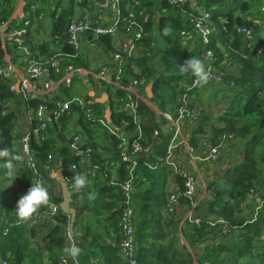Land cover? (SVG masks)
<instances>
[{"label":"trees","instance_id":"obj_1","mask_svg":"<svg viewBox=\"0 0 264 264\" xmlns=\"http://www.w3.org/2000/svg\"><path fill=\"white\" fill-rule=\"evenodd\" d=\"M12 1L0 0V9L6 10L3 12L5 17L9 14L8 9L12 7ZM132 1L121 0V6L126 15L127 6L131 7ZM134 1L138 2V6L134 8L136 20L140 22L142 14L143 16L148 15L151 19V24L146 25L151 33L150 39H143L142 42L147 47L150 43L156 46V49L151 51L150 57H144L137 61V64L146 76V74H154L148 62L161 61L164 71L153 79L152 100L160 110H169L173 114L171 107L185 92L184 88L180 87V82L184 81L189 84L192 82V76L181 72L180 65H183L190 57L202 60L200 58L202 50L199 46H196L193 51L190 50V42L186 43L181 34L185 32L191 35L192 28L181 20L176 10L168 3L157 0ZM261 2L264 3V0L197 1V4L210 14L215 31L210 36L209 49L215 57V71L223 74V85L220 86H225L229 90L230 99L222 103L221 111L217 115L218 123L211 124L212 135L204 129L207 125L205 121L208 122L206 117H201L197 122L191 123V141L195 145H199L200 137L205 135L212 142L211 145L221 144V152L216 163L204 168L209 170V173H203L208 179V198L201 202L193 212V218L200 221L199 227L189 222L185 224V231L181 234L187 245L179 244L180 237L177 235L183 208L191 205V201L183 196L185 190L182 177L174 175L173 187H170L167 180L172 173L167 168L159 165L155 170H150L146 165L144 166V162L153 166L156 159L165 154L170 135L163 132L160 122L166 124V121L159 119L144 103L139 102L138 104V117L145 144H151L153 149L149 157L144 161L140 160L138 169L133 174V177L140 174L135 180L136 193L133 197L137 208L136 222L141 224L137 234L135 232V237L139 236V232L149 223H153L149 225V230L157 231L161 238L163 234L164 238L166 236L169 238L167 245L163 244L159 247L152 245L150 250L141 257L138 248V264L140 262L148 264L146 259L153 255L155 257L153 264H193L194 259L197 264H264V52L257 56L254 49L256 43L264 45V35H258L257 32L253 44L247 47L244 45L242 36L235 32L236 27L247 25L253 17L260 18L255 10ZM82 5L91 4L86 2ZM235 6H237L236 9H234ZM263 8L264 5H260L259 12L263 13ZM159 9L169 10L170 13L157 15ZM66 11L62 12L63 15L60 14L58 21L54 22L53 27L57 33L68 24L72 11ZM158 16H160L159 19H157ZM152 26L158 28L159 38L151 31ZM97 43L105 50L111 49L110 37H101ZM42 52L46 53V51ZM175 52L180 54V58L171 60L169 55ZM2 56L3 52L0 47V60ZM78 64H83V62L75 63V65ZM225 65L232 66L233 74L226 73ZM10 84V81L0 78V149L9 148L12 153L19 155L16 141L23 134L17 131V122L20 117L17 116L18 106L24 105V107L27 106L26 109H31L40 104H46L49 108H53L54 104L49 103V100L41 102L39 99L26 101L23 99V103H18L20 97L9 90ZM75 85H77L76 81L70 88L65 89L64 93L69 97L75 95L76 91L73 88ZM203 85L201 84V88ZM201 88L192 91L191 99H198L196 92L199 93ZM70 92L73 93L70 94ZM86 98L90 99L89 96ZM55 99L58 100L57 102L63 101L60 97H55ZM3 103L10 105L4 108ZM109 108L111 110L110 123L103 116V104L94 102L91 114L87 113L86 109L82 110L80 106L73 104L70 110L56 121H49L46 129L39 132V134L43 132L39 141L31 139L30 150L41 175L40 182L48 189L49 204H55L58 207L57 213L49 219L40 220V217L46 215L44 212L48 204L42 206L34 214V218L27 223L17 219L15 213L17 201L31 187L33 175L24 164L17 160L14 174L9 178L5 175L7 172L5 160L0 159V264L3 262L6 264H43L42 259L46 251L49 252L51 264H73V261L65 254L67 248L65 232L69 217L59 209L62 199L56 198L48 186L50 177L46 171L51 166L60 167L62 165L65 178L72 187L77 175L87 177L88 189L84 187L73 193L75 197L72 198L71 206H77L74 208L77 213L75 222L78 219L88 222L91 217L108 213L109 217L106 221L115 217L111 225L117 232L118 208L122 201V191L119 186L110 182V178L115 172L118 184H121L126 179L128 180L129 176L125 164L120 163V150L117 149L119 139L108 134L99 120H103L113 130L127 127L126 130L129 133H133L134 126L125 110L114 107L111 102ZM75 116L78 119L74 120ZM126 122L128 126H125ZM37 124L38 122L33 121L35 128ZM156 130L158 135L154 138ZM96 132L99 135H96ZM72 134H79L87 139L86 144L91 150L92 163H81V157L71 151L69 142ZM101 137L104 139V144L98 145L97 139ZM203 151L202 147L199 148V154L202 156H204ZM233 152L236 155H233ZM219 162L224 163L226 167L222 166L219 169ZM72 166H76L77 172L69 171ZM12 183L10 196L15 197V204H12L9 191L6 189L7 185ZM168 188L174 193L178 192L181 208L175 214L165 211L170 195ZM69 190L74 192V187L73 190ZM91 192L96 193L94 200L96 211L91 206L78 208L76 197L80 194L85 196ZM249 196H251L250 199ZM86 216H88L87 220ZM219 221L226 223L227 234H222L223 226L219 225ZM156 223H158L157 226ZM39 235H41V240L36 242ZM171 240L172 243H170ZM74 242L82 249L77 263L88 264V259L94 256V251L91 250L93 243L83 236H76L75 233ZM176 243L180 246L174 248L173 244ZM59 252H63L65 258L59 255ZM113 252L117 253V249ZM89 264H97V260Z\"/></svg>","mask_w":264,"mask_h":264},{"label":"built area","instance_id":"obj_2","mask_svg":"<svg viewBox=\"0 0 264 264\" xmlns=\"http://www.w3.org/2000/svg\"><path fill=\"white\" fill-rule=\"evenodd\" d=\"M157 1L168 3L176 10L175 12L181 20L192 28L191 35L185 32L181 35L185 38L186 43L190 42L191 51L196 46L201 48L200 58L208 71V80L222 85L223 74L215 71V57L209 49L210 36L215 31L209 12L197 4L198 0ZM187 1L190 2L187 3ZM86 2L90 3L91 0H74L71 4L72 14L69 16L68 24L58 33L54 27L49 30L44 24L48 6L46 0H19L18 3L16 0L8 9L9 14L6 17L0 9V47L3 52L0 60V78L10 81L9 90L18 95L21 93L24 100H29L33 96L41 102L49 100V103L54 104L53 108H49L46 104H40L36 108L27 109L23 116L26 130L20 132L17 129L23 134L16 141L19 161L31 171L33 182L40 181L41 175L31 154V139L39 141L43 133L39 134V132L46 129L49 121H56L62 114L67 113L73 104H77L82 110L86 109L89 114L92 113L94 99L86 98L87 92L75 87V95L69 97L64 93V90L70 88L74 81L82 79L81 76L84 74L90 75L93 79L91 90L104 88L109 100H112L111 104L125 110L131 117L134 126L133 133H129L126 130L127 127L113 130L103 120H99V122L108 134L119 139L120 143L117 149L120 150V163L125 164L129 176L128 180L118 184L117 175L111 169L114 173L110 182L119 186L122 191L117 223L118 255L122 264H138V244L134 228L137 208L133 197L136 193L135 180L140 174L137 177L135 175L133 177V174L138 169L140 160L144 161L149 157L153 149L151 144H145L138 117L139 102L144 103L159 119L166 121V124L160 122V125L163 132L170 135L165 154L158 157L153 166L146 162H144V166L155 170L157 166L161 165L167 168L172 176H181L185 190L183 196L191 201V205L183 208L184 211L179 220L178 234L180 237L181 229L185 228L186 222L199 227L200 221L193 218V212L201 202L208 198V179L203 173H209V170L204 168L216 163L220 156L221 144L211 145L212 142L205 135L200 137L199 145H195L191 141V123L197 122L200 116L196 106L200 102L197 98L191 99V93L201 88V83L191 74L192 82L190 84L184 81L180 82V87L184 88L185 92L171 107L173 114L169 110H160L153 102V79L164 71V66L161 61L148 62V66L153 68L154 74L145 76L143 69L137 64V61L144 57H150L151 51L156 49L154 43H150L147 47L142 42L143 39H150L151 33L146 25L151 24V19L148 15L143 16L142 14L140 22L136 20L134 8L138 6V2L133 0L132 6H127V15L123 12L121 0H107V12L103 10L104 7L98 6V11L94 15H91L87 10L89 5H86V9L83 7L82 4ZM169 13V10L159 9L157 15H168ZM261 29H264L263 20L253 17L247 25L236 27L235 32L242 36L245 46L251 47L255 40V34ZM151 31L159 38L160 34L156 26H152ZM101 37L111 38V49L104 51L106 55L104 63L94 70L75 65V62L82 60L80 58L82 45L85 43L93 49L100 50L101 46L98 45L97 40ZM40 49L45 50L46 53L40 55ZM254 49L258 56L264 52V45L256 43ZM31 50H35L36 54H32ZM16 54L22 55L21 60L23 61L25 58L26 63V79L19 86L14 83V78L18 76L13 63ZM199 94L200 92H196L197 96ZM55 97L63 98V101L57 102ZM9 105V103H3L2 107L7 108ZM33 121L38 122L37 128L33 126ZM124 124L128 126L127 122ZM157 135L158 131L156 130L154 138ZM201 147L204 149V156L199 154ZM69 148L74 154L81 157V163H92L91 150L79 134L71 135ZM69 171L77 172L76 166L70 167ZM91 177L94 176L91 175ZM65 180L68 188L73 190V187L69 186V181L66 178ZM173 183L174 180L169 182L170 187H173ZM250 198L251 196H249ZM180 208L178 192L169 195L165 211L175 214L180 211ZM57 209V205L48 203L47 210L44 212L46 215L40 217V220L51 218L57 213ZM219 225L223 226L222 234H227L226 223L219 221ZM73 243H75L74 230L69 231L67 227L65 244L69 247ZM193 264H197L195 259Z\"/></svg>","mask_w":264,"mask_h":264},{"label":"crops","instance_id":"obj_3","mask_svg":"<svg viewBox=\"0 0 264 264\" xmlns=\"http://www.w3.org/2000/svg\"><path fill=\"white\" fill-rule=\"evenodd\" d=\"M46 1L48 3V6L46 7L47 17L45 19L44 24L50 30V28L53 27L54 22L57 21V17H50L48 15V11L50 8H54L53 11L55 10V8L57 6L54 4L58 0H46ZM15 2H16V0H13L12 4H14ZM18 2H19V0H17V3ZM90 4L91 5H89L88 7L93 6L94 7L93 9L91 7H90V9H88L87 6H84V5H83V7L85 9L87 8V10L91 13V15H94L98 11L99 7L93 2H90ZM260 5H264V3L263 2L259 3L258 8ZM258 8L255 10L256 14H258L260 19H262L264 22V8H263V13L259 12ZM103 10L105 12H107L106 8H103ZM2 11L4 12L6 10L2 8ZM48 17H50V19H48ZM157 18H159V17H157ZM258 35H264V29H261L258 32ZM42 51H45V50L40 49V51H39L40 55L45 54ZM104 51H105V49L102 46H101L100 50H97L95 48L93 49L90 46H87V44L84 43L82 45V49L80 51V58L82 59L81 61L83 62V64H78V66H83V68H86L88 70L97 69L105 61L106 55H105ZM31 53L36 54L35 50H31ZM21 58H22V55H18V54H16V56L13 58V63L15 64L16 70L18 73V76L14 78V83L17 86L21 85L22 82L26 79L25 58H23V61L21 60ZM75 63H77V62H75ZM225 66H226L225 67L226 73L233 74L234 69L232 68V66H229V65H225ZM81 77H82V79L76 81L77 82L76 87L80 90L82 89L85 92H87V95L90 98H93L94 102H98V99H100L103 96L104 91H106V90H104V88H102V87L99 89H96V90H91V85L93 83L92 77L90 75H87V74H84ZM227 91H228L227 88L220 86L219 92L221 93V96H222V98H221L222 102H224V100L230 99L228 97L229 95H228ZM19 97H20V100L18 103H23V101H22L23 98H22L21 93L19 94ZM30 99H35V98L33 96H31ZM26 107H24V105L18 106L19 112L17 113V116H20V117H19L18 122H17V129L20 132H24L26 130V124L24 123V119H23L24 118L23 116L27 110ZM107 110H109L111 113V110L109 108V101L106 102L105 104H103V116H104V118H105V114H106ZM204 114H206V112ZM206 116L208 117L207 114H206ZM76 119H78L77 116H75L74 120H76ZM109 119L111 120V114H110ZM75 126L73 128L74 130H75ZM95 134L99 135L98 132H96ZM95 137L97 138V136H95ZM83 140H84V142H87L86 138H83ZM97 141H98V143H97L98 145L104 144V139L102 137L98 138ZM59 168L60 167L51 166L47 169L46 172H47L48 176L50 177V181L48 182L49 188L55 194L56 198L60 197L62 199L63 197H62L61 186L59 185L57 179H52L50 176L51 172H58ZM170 180H171V177H169V182H170ZM167 183H168V180H167ZM12 188H13V183L7 185V187H6V189L9 191L10 200L12 199L11 200L12 204H15V197L12 195L10 196V190H12ZM85 189H88V187L85 186ZM75 192H76V190L74 191V193ZM172 192L173 191L170 190V188H168V193L171 194ZM74 195L75 194H73L72 198L75 197ZM88 197H89V194L85 195V196L80 194L76 197L77 198L76 201L78 202V208L80 206H82V207L83 206H86V207L91 206V208H94V211H96V207L94 206V204H95L94 200L96 199V196L94 199H89ZM98 202H102V201H98ZM71 205H72V203H71ZM71 207L76 208L77 206L74 205ZM76 215H77V213H76ZM108 217H109L108 213L107 214L103 213L101 216L91 217L88 220V222H83V220L80 221L81 219L80 220L78 219V221L75 222V225H74V231L76 229V231L74 232L75 235L78 237L83 236L84 238L89 239L93 243V247L91 248V250L94 251V256H93V258L88 259V264L90 262L94 263V262H96V260H97V264H122L120 257L118 255V249H117L118 248V234L114 230V228H112V225H111L114 222L115 217L113 219L110 218L108 221H106ZM87 219H88V216H86V220ZM135 221H137V215L135 217ZM151 224H153V223H151ZM151 224L149 223V225H151ZM157 224L158 223H156V226H157ZM30 225L32 226L33 224L31 223ZM140 225L141 224H137V222H134V228L136 229L135 230L136 234H137V230L140 227ZM149 225L144 227V229L139 232V236L137 235V237H136V241H137L139 252H140V255H139L140 257L142 254H145L146 251H149L152 245H154L155 247H159V246H163V244L167 245V242L169 241L168 236H166L164 238V234H163L162 235L163 237L161 238L160 235L157 233V231L149 230L150 229ZM160 226H161L162 231H164L163 226L161 224H160ZM45 229H47V227ZM181 231H185L184 228L181 229ZM177 235L180 237L179 234H177ZM40 236L41 235L38 236L36 242H39L41 240ZM170 243H172V240ZM179 244H186L187 245V243L185 242V239L182 235L179 239ZM179 244L178 243L173 244L174 248H176V246H180ZM114 249H117V253L113 252ZM59 255H63V257L65 258L63 252H59ZM49 258H50L49 252L46 251L44 253L42 263L43 264H51V262L49 261ZM146 260L148 261V264H153L155 257L153 255V256H150ZM140 264H142V263L140 262Z\"/></svg>","mask_w":264,"mask_h":264},{"label":"clouds","instance_id":"obj_4","mask_svg":"<svg viewBox=\"0 0 264 264\" xmlns=\"http://www.w3.org/2000/svg\"><path fill=\"white\" fill-rule=\"evenodd\" d=\"M181 72L185 74H191L196 78L202 85L208 81V71L201 60L194 57H190L180 65ZM0 159L5 160V167L7 172L5 175L11 178L14 174L15 162L20 159L18 154H14L9 148L0 149ZM87 177L84 175H77L74 179V189L80 191L87 185ZM96 193H89V199H94ZM49 203V192L47 187L44 186L40 181H32L31 187L28 189L26 194L22 195L16 204L15 213L16 217L21 222H29L34 218V214L38 210ZM82 253V249L73 243L71 246L65 249V254L69 257L73 264H77L78 258Z\"/></svg>","mask_w":264,"mask_h":264},{"label":"rangeland","instance_id":"obj_5","mask_svg":"<svg viewBox=\"0 0 264 264\" xmlns=\"http://www.w3.org/2000/svg\"><path fill=\"white\" fill-rule=\"evenodd\" d=\"M70 4H72V0H58L54 4L57 7L55 8L54 11H53L54 8H50L48 11V15L50 17H57L58 18L61 15H63L62 12H67L66 10L71 9ZM90 7L92 9L94 8L93 6H90ZM236 8H237V6L234 7V9H236ZM50 17H48V19H50ZM169 57L171 60H177L180 58V54L178 52L171 53L169 55ZM174 72H176V71H174ZM174 72H172V73H174ZM75 87H76V85L73 87L74 90H75ZM219 89H220L219 84H214L212 81L205 83L202 86V88L200 90V94L198 96V101L200 103L196 105L198 108L199 114H200L199 119L201 117L207 118V120H208V122L206 121L207 125H206V127H204V126L203 127H204L205 131H207V133H209L211 135L213 134L211 124H217L218 123L217 122V115L221 111L222 103H223L221 101L222 96H221V93L219 92ZM227 92L229 93V90ZM72 93L73 92H70V94H72ZM110 102L112 103V100L109 101V105H110ZM205 112L208 115V117L206 116V114H204ZM222 152H223V150H222ZM232 154L236 155L235 152H233ZM218 165H219V169H220L222 166H224V163L219 162ZM224 167H226V166H224ZM262 168H263V164H262ZM263 179H264V173H263Z\"/></svg>","mask_w":264,"mask_h":264},{"label":"water","instance_id":"obj_6","mask_svg":"<svg viewBox=\"0 0 264 264\" xmlns=\"http://www.w3.org/2000/svg\"><path fill=\"white\" fill-rule=\"evenodd\" d=\"M91 2L95 3L97 6H102L106 9L108 8L107 0H91ZM108 99L109 98L107 94L104 92L103 96L100 99H98V103L105 104L106 102H108ZM110 114H111L110 111L107 110L105 114V118H106L105 120L108 123H110V119H109ZM50 176L52 179H57L59 185L62 188L63 198H62V201L59 203V209L63 214L69 217L68 229L69 231H73V227H74L75 219H76L75 209L71 207L73 193L68 188V184L65 180L64 169L62 168V165H60L58 172H51Z\"/></svg>","mask_w":264,"mask_h":264},{"label":"bare ground","instance_id":"obj_7","mask_svg":"<svg viewBox=\"0 0 264 264\" xmlns=\"http://www.w3.org/2000/svg\"><path fill=\"white\" fill-rule=\"evenodd\" d=\"M172 178H173V176L171 177V180H170V181L173 180ZM168 182H169V178H168ZM171 194H174V192H172ZM171 194H170V195H171ZM168 213H169V212H168ZM170 214H172V213H170ZM117 249H118V248H117Z\"/></svg>","mask_w":264,"mask_h":264},{"label":"flooded vegetation","instance_id":"obj_8","mask_svg":"<svg viewBox=\"0 0 264 264\" xmlns=\"http://www.w3.org/2000/svg\"><path fill=\"white\" fill-rule=\"evenodd\" d=\"M108 101H109V99H108Z\"/></svg>","mask_w":264,"mask_h":264}]
</instances>
